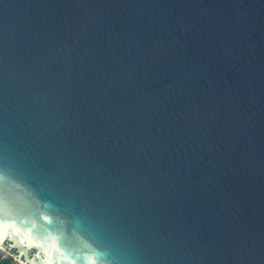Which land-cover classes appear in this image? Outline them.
Masks as SVG:
<instances>
[{"label": "water", "instance_id": "obj_1", "mask_svg": "<svg viewBox=\"0 0 264 264\" xmlns=\"http://www.w3.org/2000/svg\"><path fill=\"white\" fill-rule=\"evenodd\" d=\"M0 248L264 264V0H0Z\"/></svg>", "mask_w": 264, "mask_h": 264}, {"label": "built area", "instance_id": "obj_2", "mask_svg": "<svg viewBox=\"0 0 264 264\" xmlns=\"http://www.w3.org/2000/svg\"><path fill=\"white\" fill-rule=\"evenodd\" d=\"M5 251V249H3V248H0V257H2V258H5V257H13V263L14 264H21L19 261H18V259L16 258V257H14L12 254H10V253H7V255H5L4 253H2V252H4Z\"/></svg>", "mask_w": 264, "mask_h": 264}, {"label": "trees", "instance_id": "obj_3", "mask_svg": "<svg viewBox=\"0 0 264 264\" xmlns=\"http://www.w3.org/2000/svg\"><path fill=\"white\" fill-rule=\"evenodd\" d=\"M0 264H14L13 263V257H5V258H2L0 257Z\"/></svg>", "mask_w": 264, "mask_h": 264}, {"label": "rangeland", "instance_id": "obj_4", "mask_svg": "<svg viewBox=\"0 0 264 264\" xmlns=\"http://www.w3.org/2000/svg\"><path fill=\"white\" fill-rule=\"evenodd\" d=\"M2 253H4L5 255H7V253H10V254H12L10 251H7V250H5L4 252H2ZM13 255V254H12Z\"/></svg>", "mask_w": 264, "mask_h": 264}]
</instances>
